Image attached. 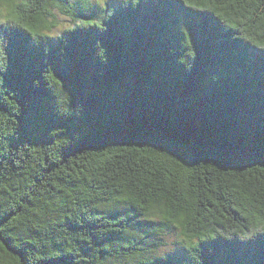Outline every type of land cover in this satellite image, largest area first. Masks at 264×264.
Returning <instances> with one entry per match:
<instances>
[{
  "label": "trees",
  "instance_id": "trees-1",
  "mask_svg": "<svg viewBox=\"0 0 264 264\" xmlns=\"http://www.w3.org/2000/svg\"><path fill=\"white\" fill-rule=\"evenodd\" d=\"M0 264H264V0H0Z\"/></svg>",
  "mask_w": 264,
  "mask_h": 264
},
{
  "label": "rangeland",
  "instance_id": "rangeland-1",
  "mask_svg": "<svg viewBox=\"0 0 264 264\" xmlns=\"http://www.w3.org/2000/svg\"><path fill=\"white\" fill-rule=\"evenodd\" d=\"M89 3L95 7H98L99 9H102L104 7V3L108 2L109 3V7L115 6L117 4V2L121 1V0H88ZM57 17L60 20L59 25L52 30V32L49 34V36L52 38V43L55 46L56 45V37L57 35L60 34V32L67 28L70 24V18L66 17V16H62L60 14L57 13ZM164 240L165 241H158V245H157V252H156V257H159L160 255L164 254V253H170V254H176L177 249L179 248V245H176V242L179 240L178 237V232L174 231V233L170 234V235H165L164 236ZM145 248V250L150 251V242L148 244H145L143 246ZM154 248V247H151ZM133 248H130L128 250H121L119 252V254H127L129 251H133ZM118 261L120 263H122L124 260L119 258L120 256L116 255ZM124 257V256H123Z\"/></svg>",
  "mask_w": 264,
  "mask_h": 264
}]
</instances>
